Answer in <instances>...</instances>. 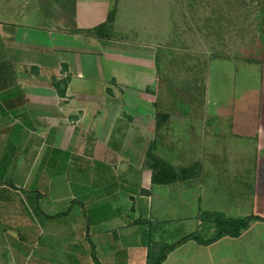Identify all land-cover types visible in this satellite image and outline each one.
<instances>
[{
	"label": "crops",
	"instance_id": "crops-1",
	"mask_svg": "<svg viewBox=\"0 0 264 264\" xmlns=\"http://www.w3.org/2000/svg\"><path fill=\"white\" fill-rule=\"evenodd\" d=\"M151 1L0 0V264H147L148 225L138 221L167 223L161 204L189 181L152 185L144 168L150 134L132 101L117 94L134 83L120 80L115 24L150 22ZM90 80L103 94H90ZM216 152L209 150L210 168L220 165ZM234 158L225 167H250L256 197L264 159ZM181 190L184 199L191 193ZM234 190L228 199L240 208L247 197ZM208 192L211 200L217 189ZM240 237L207 246L189 240L162 264H264L261 245Z\"/></svg>",
	"mask_w": 264,
	"mask_h": 264
},
{
	"label": "rangeland",
	"instance_id": "rangeland-1",
	"mask_svg": "<svg viewBox=\"0 0 264 264\" xmlns=\"http://www.w3.org/2000/svg\"><path fill=\"white\" fill-rule=\"evenodd\" d=\"M147 12L148 23L120 17L115 24L120 80L134 83L117 94L132 101L138 125L147 128L161 158L194 167V176L176 186L181 192L161 204L170 216L158 239L173 243L197 231L209 237L211 224L198 226V207L233 218H264V168L254 197L252 169L225 167L234 156L248 165L264 159V0H168L167 7L153 0ZM162 13L169 23L161 22ZM89 92L103 94L92 80ZM219 112L225 115L214 120ZM242 128L253 131L248 141L231 136ZM210 148L217 150L216 168L209 167ZM210 186L217 189L211 200ZM187 188L191 193L184 199L181 189ZM234 188L247 197L240 208L228 199ZM238 240L258 242L264 255V222H252Z\"/></svg>",
	"mask_w": 264,
	"mask_h": 264
},
{
	"label": "trees",
	"instance_id": "trees-1",
	"mask_svg": "<svg viewBox=\"0 0 264 264\" xmlns=\"http://www.w3.org/2000/svg\"><path fill=\"white\" fill-rule=\"evenodd\" d=\"M116 9L113 7L108 15L107 22L114 20ZM166 115H163L165 118ZM157 118H161L158 113ZM156 124L160 125L159 120ZM144 168L151 171V182L155 186H168L191 179L194 176V167H175L167 160L157 154L155 141L149 143L144 155ZM201 223H209L212 227V233L205 237L199 231L186 234L173 243H168L165 239L155 241L154 235L157 231L162 230L165 223L138 221V223L148 225V231L143 236V242L148 247L147 264H162L167 255L181 246L183 243L193 240L201 246L210 245L223 237L238 238L246 231L254 221H263L264 218L259 216H248L244 218L227 217L224 213L218 211H201L198 216ZM162 237V236H161Z\"/></svg>",
	"mask_w": 264,
	"mask_h": 264
}]
</instances>
